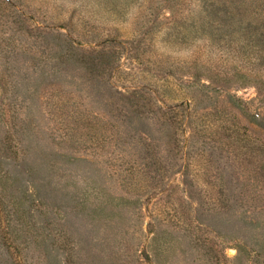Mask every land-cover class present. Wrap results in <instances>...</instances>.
I'll return each instance as SVG.
<instances>
[{"label": "rangeland", "instance_id": "1", "mask_svg": "<svg viewBox=\"0 0 264 264\" xmlns=\"http://www.w3.org/2000/svg\"><path fill=\"white\" fill-rule=\"evenodd\" d=\"M262 30L264 0H0V264H264V190L261 206H233L194 134L220 124L264 141V95L195 78L202 66L264 80ZM103 39L114 69L58 59ZM139 88L165 108L202 100L180 112L160 175L120 151L123 108L131 133L163 144L119 100Z\"/></svg>", "mask_w": 264, "mask_h": 264}, {"label": "trees", "instance_id": "2", "mask_svg": "<svg viewBox=\"0 0 264 264\" xmlns=\"http://www.w3.org/2000/svg\"><path fill=\"white\" fill-rule=\"evenodd\" d=\"M253 34L252 41L255 48H257L258 58L263 60L264 64V30L258 33L253 31ZM107 42L108 39L100 40L98 44H96V48L91 50H84L77 46V48L80 49L78 50L72 45V50H78L79 53L71 57L70 54L66 55L62 52L58 59L67 57V60L76 59L80 62L84 61V63L87 61L86 63L99 66L100 70L103 71L114 69L117 56H115V52H111L104 47V44ZM71 44L73 43L71 42ZM67 49V51L72 52L71 48ZM196 67L195 78L207 82L208 85H205L206 88L216 90V87H229L233 86V84H236L237 87L249 85L253 87L257 93L264 95V80L259 77L254 76L255 79H250L247 76L238 74V72L233 74H219L218 72L205 69L202 66ZM56 68H59V65L54 66V69ZM235 77L242 78L243 83L237 84V82H235ZM211 85H213L214 88ZM145 92H148L145 88L135 89L129 92L125 99L119 100L143 122V127H147L149 123L151 124L154 133L156 135L160 134L163 142L162 146L154 142L155 140L149 136V132L136 134L138 131H135V134L131 133V127L126 124V117L123 115L124 106H121V108H123L121 110L122 114L118 115L119 122L124 128L118 140L120 142V151L123 156L127 154L124 146L131 145V150L140 155V158L150 157L154 160L152 163V170L160 175L167 170V167L163 165L160 160L165 155L176 158L175 154L177 153L178 143L180 142L178 137L183 132L181 128L183 127V119L184 117L186 118L187 110L189 107L195 108L197 104L201 105L202 100L199 95H186L184 105L177 104L175 107L165 108L158 106ZM184 108H186L183 115L184 117L182 116V120L180 121L179 117ZM140 116L147 119V121L144 122ZM234 131H231L226 125L221 126L220 124L214 126L199 125L194 128V134L201 140L200 147L197 149L196 153L197 158L200 160L201 164L206 165L204 167L205 172L203 176L207 175L208 180H210V178L213 179L211 181L213 183L214 181L219 182L220 185L217 193L228 192L233 206L237 204L250 205L252 203L256 206H261L263 201L261 193L264 190V141H262L256 149L254 148L255 146H253L254 139L252 140L251 137L246 135L240 136L238 131ZM151 140L154 145H152ZM255 152L257 153V158L252 155ZM212 156L216 159L214 164H212L209 159ZM214 165H216V167H214ZM214 169L222 173L217 172L214 174L212 173ZM198 183H202V180H199ZM183 184L188 188L195 187L192 180H188L187 176ZM224 184L227 185V188H224ZM221 185L223 188H220Z\"/></svg>", "mask_w": 264, "mask_h": 264}]
</instances>
